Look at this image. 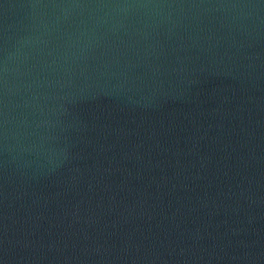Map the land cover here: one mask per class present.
Wrapping results in <instances>:
<instances>
[{
  "label": "water",
  "instance_id": "obj_1",
  "mask_svg": "<svg viewBox=\"0 0 264 264\" xmlns=\"http://www.w3.org/2000/svg\"><path fill=\"white\" fill-rule=\"evenodd\" d=\"M0 264H264V0H0Z\"/></svg>",
  "mask_w": 264,
  "mask_h": 264
}]
</instances>
